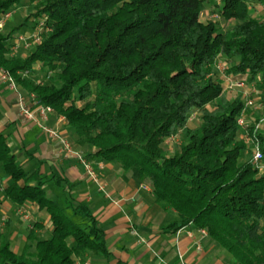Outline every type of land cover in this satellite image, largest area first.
<instances>
[{
	"label": "trees",
	"instance_id": "obj_1",
	"mask_svg": "<svg viewBox=\"0 0 264 264\" xmlns=\"http://www.w3.org/2000/svg\"><path fill=\"white\" fill-rule=\"evenodd\" d=\"M22 1L32 9L9 32L0 29V67L26 96L65 118L74 149L149 181L152 203L175 215L161 232L193 225L232 264H264V169L246 158L250 145L236 122L241 94L228 98L214 72L220 61L226 74L255 83L264 103V0H0V20ZM210 5L219 18L202 20ZM41 19L49 28L41 41L10 55L20 28ZM193 111L198 122L190 126ZM246 132L264 166V125ZM177 134L184 141L169 153L164 142ZM0 167L4 197L44 210L51 226L45 237L32 223L17 252L0 235V264L110 257L103 227L74 186L26 170L2 132Z\"/></svg>",
	"mask_w": 264,
	"mask_h": 264
},
{
	"label": "crops",
	"instance_id": "obj_2",
	"mask_svg": "<svg viewBox=\"0 0 264 264\" xmlns=\"http://www.w3.org/2000/svg\"><path fill=\"white\" fill-rule=\"evenodd\" d=\"M20 44L23 48L30 47H25L23 42ZM26 52L23 49L19 55L24 56ZM19 92L26 95L19 87L17 92L0 80V132L25 169L38 168L49 176L66 178L74 186L71 191L76 199L88 203L105 231L111 252L109 258L88 257L90 264L94 258H98L97 264H231L230 256L193 225L185 226L175 234L161 232L160 228L174 220L175 215L173 212L168 215L169 210L152 203L151 189L145 188L146 182L122 173L112 163L88 161L84 157V149H75L91 165L96 175L94 180L87 174L82 160L63 156L58 151V144L48 139L37 123L20 114ZM25 101L29 104L27 96ZM60 117L53 111L44 124L62 129L71 141L66 120ZM6 180L5 175L0 176V190ZM20 207L30 211L34 215V223L40 224L36 232L40 235L46 233L45 237H48L51 226L44 220L49 219L44 210H38L28 202L18 206L5 197L0 200L3 216L16 218ZM168 216L170 218L166 222ZM7 226L10 227L11 248L17 252L25 235L14 227L13 221L8 222L7 219ZM12 241H17V246H12Z\"/></svg>",
	"mask_w": 264,
	"mask_h": 264
},
{
	"label": "built area",
	"instance_id": "obj_3",
	"mask_svg": "<svg viewBox=\"0 0 264 264\" xmlns=\"http://www.w3.org/2000/svg\"><path fill=\"white\" fill-rule=\"evenodd\" d=\"M9 15V13H6L4 18H6ZM0 20V28L2 26L3 20ZM49 28L45 24V19H41L35 26L33 32H26L24 35H18L15 45L12 46V50L17 49V43L23 42L25 46H29L31 44L38 43L42 39L43 33L47 32ZM218 67L220 68L221 73L225 75L227 78L226 83H224V91L226 92L227 89H232L234 87L235 89H238L240 91L242 100H243V107L240 112V114L237 116L236 122L237 125L243 129L244 138L245 140L250 139V157L249 161L256 167H258L260 170L264 169V166L262 165V153L259 148L258 142L252 140V137L247 134L246 129L249 125L254 126V130H256L259 126H261L264 123V117L261 119H254L249 118L247 116V109L253 108L255 109L257 107V99L258 97V88L253 82H245L244 80H238L234 79L233 75L231 73L226 74L225 69L227 68L224 66V64L219 63ZM27 72H23L22 75H26ZM0 80L4 81L8 84V86L11 89H14L18 92V85L16 83L15 78L12 76V74L6 70V69H0ZM29 104L25 101L26 95H23L22 93H18V107L20 114L24 117L30 119L31 121H34L37 123L38 126H40L43 133L47 136L48 139L51 141H55L59 146V152L65 156V157H76L82 160L84 163L85 170L87 174L96 180V175L94 173V170L92 169L89 162L85 161L80 153H78L71 141L67 138L66 132L59 128H51L49 126H46L44 122L48 119L49 115L53 113V108L47 105H41L38 104L35 95L30 93L27 96ZM259 103V102H258ZM260 104V103H259ZM199 115L198 111H193L189 116V121H192L197 118ZM62 120H65L63 116L60 117ZM171 138V137H170ZM19 213L22 214V210H19ZM0 224V229H1ZM179 232V231H178ZM204 235L206 232L202 230ZM79 264V263H77ZM83 264H89L88 261L83 262ZM182 264V263H178Z\"/></svg>",
	"mask_w": 264,
	"mask_h": 264
},
{
	"label": "rangeland",
	"instance_id": "obj_4",
	"mask_svg": "<svg viewBox=\"0 0 264 264\" xmlns=\"http://www.w3.org/2000/svg\"><path fill=\"white\" fill-rule=\"evenodd\" d=\"M217 3L220 1V0H216ZM32 9V5L29 4V3H26L25 1H22L21 4L19 5H16L14 7H12L8 12H9V15L4 18L3 20V23H2V26H1V30L2 32L4 33H7L11 30V28L13 27H16L17 25H19L24 17L31 11ZM216 7L213 6V5H210L208 6L201 14V19L202 20H206L208 18H219L218 17V13L216 12ZM262 12V11H261ZM222 22V21H221ZM223 27L224 29H230V23H223ZM34 31V28H31V27H27V26H22L20 28V30L18 31V33H16V35H24L26 34V32H33ZM19 44V43H17ZM15 45V44H14ZM34 44H31L29 48H23L20 45H18L17 49H14V50H10V55H19L21 53V51L26 50H30V49H33ZM27 47V46H25ZM23 53V52H22ZM221 63L220 61H217V64L215 65V69H214V72L219 74L221 77H222V81L223 83H226L227 81V78L225 77V75L223 73H221L220 71V68L218 67V64ZM217 71V72H216ZM31 73L37 77V80H43L44 79V71L43 70H40V68L38 66H34L31 70ZM44 81V80H43ZM261 92V91H260ZM258 92V99L256 100L257 101V107L255 109L253 108H248L247 109V116H249V118H254V119H261L264 117V103L261 101V93ZM226 94H227V97L228 98H232L234 97L236 94H240V91L238 89H235L234 87H232V89H227L226 91ZM260 104H259V103ZM259 117V118H258ZM198 122V118L190 121L188 124L190 126H193L194 123H197ZM66 126V124H65ZM244 136V134H241L240 137ZM184 141V138L181 134H177L169 139H167L165 142H164V147L165 149L169 152V153H172L174 151L175 148L178 147V145H180L182 142ZM243 141L245 143H247V145H250V139L248 140H245L243 138ZM72 143V142H71ZM73 145V143H72ZM74 146V145H73ZM84 154V153H83ZM250 157V152H247L246 154V158L249 159ZM245 157H243L242 160H246ZM26 170H28V168H26ZM263 169H261L262 171ZM3 174V170L2 168L0 167V176ZM146 182V185H145V188L148 187V189H151V183L149 181H145ZM102 188V186H100ZM2 197H4V194H3V191L0 190V200L2 199ZM19 210H22V214L19 213ZM3 212V209L1 208L0 209V224H1V229H0V235H4L5 237H7L8 239L10 238V227L7 226V219H8V222H11L13 221V224H14V227H18L20 230H22L23 234L26 235L28 229L31 227L32 223H34V215L26 210L25 208H17V212H16V218H12L11 215L9 216H3L2 213ZM172 211L169 209V212H168V215L171 213ZM46 213V212H45ZM169 216L168 218L165 220L166 222L169 220ZM45 221H47V225L49 226L50 225V221L48 218H45L44 219ZM164 221V222H165ZM16 225V226H15ZM46 233L44 234H41L42 236H45ZM1 238V236H0ZM18 242L17 241H12V246H17ZM22 246V245H21ZM21 249V248H20ZM223 251V250H222ZM224 253H226L225 251H223ZM97 259L98 258H94L91 260L92 264H97ZM85 261H90L89 258H86L83 262ZM83 262H78L76 261L75 264L79 263V264H83ZM230 262V260H229ZM232 264V262H230ZM90 264V263H89Z\"/></svg>",
	"mask_w": 264,
	"mask_h": 264
}]
</instances>
